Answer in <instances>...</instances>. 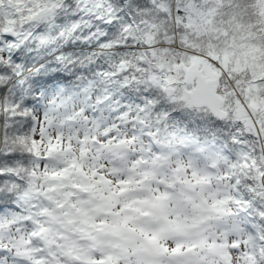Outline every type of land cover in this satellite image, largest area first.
Instances as JSON below:
<instances>
[{
  "label": "snow or ice",
  "instance_id": "6c2138e0",
  "mask_svg": "<svg viewBox=\"0 0 264 264\" xmlns=\"http://www.w3.org/2000/svg\"><path fill=\"white\" fill-rule=\"evenodd\" d=\"M0 264H264V0H0Z\"/></svg>",
  "mask_w": 264,
  "mask_h": 264
}]
</instances>
